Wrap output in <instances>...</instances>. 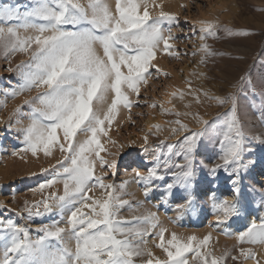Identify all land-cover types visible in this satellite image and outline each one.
Instances as JSON below:
<instances>
[{"label": "snow or ice", "instance_id": "1", "mask_svg": "<svg viewBox=\"0 0 264 264\" xmlns=\"http://www.w3.org/2000/svg\"><path fill=\"white\" fill-rule=\"evenodd\" d=\"M177 19L164 9V0H35L23 12L0 6V57L10 65L6 71L19 75L17 84L0 88V110L23 97L0 119V131L16 133L21 146L13 156L25 160L30 154L37 161L42 156L48 162L40 168L45 179L30 189L39 199L19 207L0 201V210L24 221L0 217V264H264V253L257 252L264 248V215L235 234L232 248L218 250L211 232L185 236L170 232L156 212L136 214L143 203H133L127 192L136 183L147 198L159 181L163 202L173 201L183 215L193 207L198 174L215 179L223 172L229 187L220 196L209 188L199 191L211 193L214 226L239 216L247 207V192L259 191L264 202V185L246 192L243 183L255 164L245 154L254 151L253 142L264 144V130L248 125L241 106L242 96L256 85L250 72L233 79L228 65L217 64L220 54L207 41L222 30L219 21L194 23L192 35L200 43L190 55L199 59L184 88L167 93L171 107L147 104L171 117L164 122L169 136L153 144L165 128L155 124L142 130L137 158L125 166L132 180L115 182L124 149L136 146L135 140L124 144L113 138L114 126L122 127L118 118L127 112L128 122L135 124L132 109L147 103L142 89L161 75L168 78L159 58L189 55L176 47ZM17 55L26 59L13 68ZM260 58L264 63V52ZM212 105L224 111L211 116ZM192 122L195 128L189 127ZM208 143L214 145L212 154L198 159ZM11 203L16 204L14 195ZM52 214L59 218L40 225L33 236V220ZM221 234L233 238L231 232Z\"/></svg>", "mask_w": 264, "mask_h": 264}, {"label": "rangeland", "instance_id": "2", "mask_svg": "<svg viewBox=\"0 0 264 264\" xmlns=\"http://www.w3.org/2000/svg\"><path fill=\"white\" fill-rule=\"evenodd\" d=\"M34 4L35 0H0V6L17 7L21 12L34 6ZM180 5H187V7L181 8ZM164 9L177 15V22L173 26L174 35L179 38L176 47L180 49L181 53L186 52L189 55L187 58L182 55L179 59H171L169 57L159 58L158 63L161 68L169 73L168 78L161 75L158 80H150L148 82L147 90L142 89L141 95L147 103L142 101L141 107L132 109L131 115L135 120V124L128 122V114L125 112L123 117V114L121 115L122 118L119 117L122 127L114 126V130L111 133L114 139L124 144H127L130 140L136 141V146L131 149H124V159L118 174L114 177L117 185L125 180H132V177L129 175L131 169L126 172L125 166L133 158H137L136 154L140 151L141 136L143 131L148 130L149 125L160 124L165 128L164 132L158 134V136H154L151 143L156 144L158 140H165L169 136L168 126L164 122L171 119V117L161 115L159 107L152 109L147 104L156 101L158 105L163 103L166 108H170L171 105L167 103L169 98L167 93L177 88H184L183 80L190 78L189 72L192 71L195 61L199 59L198 56L191 57L190 55L194 47L200 43L197 37L192 35L193 25L197 21L217 20L222 26V30L218 33L217 38L207 41L220 54L216 57L218 65L221 67L228 65L231 68L233 79L238 78L244 73H251L252 83L256 87L254 90L251 88L247 89L246 94L242 96L241 106L248 125L253 127L257 132L264 130V88L260 87L261 81L264 80V63L261 62L260 58V54L264 52V11H262L264 10V0H164ZM196 27L198 28L199 25L197 24ZM225 29L232 32L248 31L254 33V35L249 37L229 36ZM190 36L192 39H188ZM229 57L233 58L229 59ZM25 59L26 57L22 55L15 56L11 67L14 68L15 65ZM9 66L0 57V88H10L19 82L18 73L6 71ZM3 99V95H0V100ZM22 100L23 97H18L15 101H9V107L0 110V119L6 118L11 108L15 104L21 103ZM203 111L201 109V112ZM218 111L222 112L224 109H218L215 105H212L208 109L211 116H215ZM189 127L195 128L196 125L192 122L189 123ZM0 141L3 142V145L0 147V201L8 203L10 207H19L22 206L25 200L33 201L39 199L40 195H34L30 189L36 187L39 182L45 179V175H41L40 171L35 172L36 175L32 173L28 174L27 169H24L25 166H22V164L28 161L26 160L28 157L31 158L30 154L25 160H21L18 156H13V151L21 146L15 132L4 134L0 131ZM167 142L174 143L175 140L168 139ZM213 147L212 143H208L207 148L202 150V154L198 159L210 156ZM252 147L254 151L245 154L247 159L255 161V164L244 174L243 183L246 192L248 188H259L260 185H264V175L261 174L263 171H260L264 169V144L253 142ZM41 162V166L47 167L48 162L43 157ZM135 166L133 163L132 167ZM255 172L260 176H257L258 174L256 173V175ZM199 174L202 176L203 181H198L199 187L194 192L193 207L183 215H178L175 211L173 201L169 200L168 204L163 202L161 198L163 188L159 186V181L156 182L157 186L147 198L144 197L142 188L136 183H130L127 187V192L133 194V203L137 201L143 203V207L136 214L145 211L156 212L163 226L168 228L170 232L175 231L185 236L196 234L200 237L211 232V244L216 249L232 248L236 243L234 239L235 234L243 231L247 227V224L235 228L231 226L233 223V219H231L227 224L214 226L215 219L210 199L211 193L199 195V191L209 188L216 192L217 196H220L229 187L227 177L223 172L219 173L215 179L208 176L207 172ZM59 187H61L62 191V186ZM13 195L16 200L15 205L11 203ZM126 198L132 199V197ZM247 200V207L243 209L247 219L252 220L255 218V214L257 219L261 215H264V202L260 199L259 191L256 193L247 192ZM197 213L201 215H197ZM123 214L126 217L131 215L127 209L124 210ZM0 217L13 218L18 223H24L15 213L8 212L7 210H0ZM58 218L55 214L35 218L31 225L32 235L35 236L37 234L36 228L40 225L51 223L52 220ZM223 231L231 232L233 238H226L221 234ZM257 252L258 254L264 253V248H257ZM157 254H159V250H157ZM260 258L264 259V256Z\"/></svg>", "mask_w": 264, "mask_h": 264}, {"label": "bare ground", "instance_id": "3", "mask_svg": "<svg viewBox=\"0 0 264 264\" xmlns=\"http://www.w3.org/2000/svg\"><path fill=\"white\" fill-rule=\"evenodd\" d=\"M123 114V115H122ZM124 114H125V112L123 113H121V115H122V117L124 116ZM121 115H120V118H122L121 117ZM119 118V120H121ZM116 127V126H115ZM3 145V142H1L0 141V147ZM26 160H28L26 163H23L22 164V166L24 165L25 167H24V169H27V171H28V174H33V173H35V172H37V171H40V168H41V163L43 162H41V160H42V156H41V160L40 161H37V160H34L32 157L30 158V157H28V159H26ZM23 169V168H22ZM124 171V170H123ZM260 171H263V173H264V169L263 170H260ZM25 173V172H24ZM257 172H255V174H256ZM260 173V172H259ZM263 173H261L262 175H264ZM27 174V173H26ZM258 174V173H257ZM256 174V175H257ZM257 176H260L259 174L257 175ZM198 181H203V178H202V176L200 175V174H198ZM53 215V214H52ZM197 215H201V214H198L197 213ZM49 216V215H48ZM255 216V218H253V219H257V216H256V214L254 215ZM233 219V223H232V227H235V228H239V226L241 227V226H243V225H245V224H247L248 225V223L251 221L250 219H247V217H246V215H245V212H244V210L242 209L241 210V212H240V214H239V216H237V217H233L232 218Z\"/></svg>", "mask_w": 264, "mask_h": 264}]
</instances>
